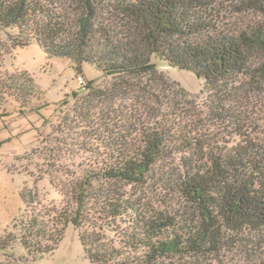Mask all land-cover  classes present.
<instances>
[{
	"label": "trees",
	"instance_id": "1",
	"mask_svg": "<svg viewBox=\"0 0 264 264\" xmlns=\"http://www.w3.org/2000/svg\"><path fill=\"white\" fill-rule=\"evenodd\" d=\"M246 11L260 22L232 24ZM0 34L11 51L36 43L69 59L83 82L33 150L63 154L43 159L60 205L22 188L0 264L52 255L67 227L88 264H264V158L246 152L235 107L264 92V0H0ZM84 64L100 78L86 79ZM167 68L201 79L197 108L244 142L212 139L196 115L176 113L188 93ZM31 83L0 76V100L26 104Z\"/></svg>",
	"mask_w": 264,
	"mask_h": 264
},
{
	"label": "rangeland",
	"instance_id": "2",
	"mask_svg": "<svg viewBox=\"0 0 264 264\" xmlns=\"http://www.w3.org/2000/svg\"><path fill=\"white\" fill-rule=\"evenodd\" d=\"M260 20L259 14L253 11L232 15V24L239 25V27L256 26ZM166 70L167 76L164 75L166 79L174 81L188 93L187 99L180 101L183 105H176L179 107L176 113H180L183 119L188 120L196 115L197 122L204 130L211 133L212 139L225 138L224 140L233 141L235 139L244 142L238 136L239 133L231 129L232 126L226 128L215 125L209 121L204 112L201 113V109L197 108L195 99L191 98L203 89L201 79L188 71L176 68ZM17 71L26 72L28 77L32 78L31 87L25 86L26 90L24 89L27 94L26 98L28 93L29 96L32 95L26 100V104H20V101L17 102L15 98L7 96L0 100V233L10 229L14 220L20 216L23 209L20 192L24 187L31 188L35 185L39 199H43L44 205L49 203L60 205L58 200L51 201L47 196L46 192L49 187L46 179L50 171L43 159L52 155L59 157L63 162V154L55 148L56 145L46 147L44 144L45 147H38L35 155L33 150L38 145V134L41 133L43 138L47 137L48 126L54 124L59 117L57 113L52 112L54 106L63 100L65 94L76 92L78 88H81L76 80L77 73L73 63L69 59L49 57L36 43L11 51L5 41V35L0 34V76L12 75ZM82 73L88 80L100 78V73L87 64L82 66ZM169 94L172 96L171 93ZM263 96L264 92L263 94L257 92V94L245 96L240 103H235L238 109V114L237 112L236 114L237 117L239 116L238 126L245 134L246 152L259 158H264ZM65 100L70 101V98L66 96ZM157 110L159 109L156 106ZM231 122H233L232 119ZM228 134H231V137H228ZM69 155L70 153L67 154ZM54 170L62 171L64 168L60 170L55 167L52 172ZM73 171H76L75 167L71 168L70 172ZM56 174L59 176L58 173ZM34 264H88V261L79 243L78 234L71 227H67L55 252L38 259Z\"/></svg>",
	"mask_w": 264,
	"mask_h": 264
},
{
	"label": "built area",
	"instance_id": "3",
	"mask_svg": "<svg viewBox=\"0 0 264 264\" xmlns=\"http://www.w3.org/2000/svg\"><path fill=\"white\" fill-rule=\"evenodd\" d=\"M78 84H79V85H82V84H83L81 78H78Z\"/></svg>",
	"mask_w": 264,
	"mask_h": 264
},
{
	"label": "water",
	"instance_id": "4",
	"mask_svg": "<svg viewBox=\"0 0 264 264\" xmlns=\"http://www.w3.org/2000/svg\"><path fill=\"white\" fill-rule=\"evenodd\" d=\"M72 95H73V97H76V92H73V94H72Z\"/></svg>",
	"mask_w": 264,
	"mask_h": 264
}]
</instances>
